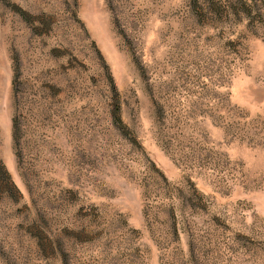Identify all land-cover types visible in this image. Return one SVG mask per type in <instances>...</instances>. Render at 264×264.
Masks as SVG:
<instances>
[{"label":"rangeland","instance_id":"1","mask_svg":"<svg viewBox=\"0 0 264 264\" xmlns=\"http://www.w3.org/2000/svg\"><path fill=\"white\" fill-rule=\"evenodd\" d=\"M0 264H264V0H0Z\"/></svg>","mask_w":264,"mask_h":264},{"label":"trees","instance_id":"2","mask_svg":"<svg viewBox=\"0 0 264 264\" xmlns=\"http://www.w3.org/2000/svg\"><path fill=\"white\" fill-rule=\"evenodd\" d=\"M116 108L113 113V120L118 125V127L121 129V127H124V120H122L121 116V105L119 103L116 104Z\"/></svg>","mask_w":264,"mask_h":264}]
</instances>
